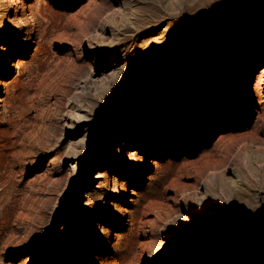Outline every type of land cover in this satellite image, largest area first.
Instances as JSON below:
<instances>
[{
	"label": "rangeland",
	"instance_id": "1",
	"mask_svg": "<svg viewBox=\"0 0 264 264\" xmlns=\"http://www.w3.org/2000/svg\"><path fill=\"white\" fill-rule=\"evenodd\" d=\"M204 2L23 0L21 7L6 0L0 7L16 22L6 20L0 31L7 46L0 53V254L6 260L15 264L31 246L26 264H96L94 254L97 264H264V211L250 216L242 210L249 203L264 208V68L258 67L264 66V0H215L200 8ZM154 8L160 17L151 23ZM80 115L92 119L78 121ZM85 127L86 153L64 157L63 165L49 160L68 151L67 142ZM117 146L122 153L140 148L145 163L117 157ZM29 151L39 155L26 156ZM181 155L191 166L173 177L178 184L196 182L202 156L221 161L211 187L219 199L188 202L189 210L205 205L203 213L182 207L188 219L180 216L159 232L146 222L159 225L160 210L140 208L150 192L140 204L128 193L106 197L127 207L130 223L99 204L80 206L93 170L108 168L144 192L153 171L148 160ZM29 159L37 163H21ZM69 160L81 161L80 174L57 196L63 187L58 169ZM175 167L159 171L167 177ZM198 187L203 194L206 186ZM225 197L232 209L215 204ZM49 214L52 222L32 233L30 245L16 244ZM95 220L113 229L108 243ZM57 224H65L63 233ZM156 235L169 241L149 256L157 242L149 237Z\"/></svg>",
	"mask_w": 264,
	"mask_h": 264
},
{
	"label": "clouds",
	"instance_id": "2",
	"mask_svg": "<svg viewBox=\"0 0 264 264\" xmlns=\"http://www.w3.org/2000/svg\"><path fill=\"white\" fill-rule=\"evenodd\" d=\"M5 2L6 0H0V7L4 6ZM12 2L13 0H7V3L9 5ZM15 2L20 4L21 7L23 6V0H15ZM214 2L215 0H205L204 3H201L199 5V7L205 8ZM6 20L8 21L7 23L8 26H10L13 23H16L11 17L8 16V13L6 11H0V31L5 30ZM16 26L19 27V23H17ZM19 34L22 41L27 39L26 33H19ZM109 44H111V41H109ZM89 47H92V45L89 44ZM6 52H7L6 44L0 43V53H6ZM78 55L82 57L84 53L80 52ZM69 62L71 63V61ZM18 64L19 61L17 60L12 62L11 66L15 67ZM258 67L264 68V66H258ZM85 119H92V117L90 115L89 116L80 115L77 118L78 121H83ZM67 126L73 128L76 127L75 124H69ZM88 135H89V131L85 127L80 137L76 138L75 140L70 139L67 142L68 151H62V153L57 154L56 156L49 157V160L50 161L58 160L60 164L63 165L64 157H78L81 156V154L86 153L85 142L86 139L88 138ZM63 136H64V132L61 131L60 138H63ZM69 136H71V133H69ZM121 143H123V141ZM55 147H57V145L53 144L52 148ZM52 148H49L47 150L51 151ZM115 153L117 157H120L121 154H123V158L129 164L143 165L145 163V155L141 152L140 148L138 147L124 148L122 153V148L120 146H117L115 148ZM25 155L36 157L39 155V153L34 151H29L25 153ZM189 159L190 158L187 155H181L179 160H174L171 157H169L163 163L157 161L156 159H149L148 164L152 167L153 171L149 172L146 175V187L144 192H136L133 188L129 186L128 179H122L119 175L109 170L108 168L93 170L90 174L92 177L91 183L93 186L90 189L81 191L80 206L83 208H87L89 210H93L99 204L101 208H110L112 212H114L122 220H125L124 214L128 212L127 207L120 204L118 202L119 200L117 199L106 198L108 197L109 193L115 194L114 197H120L121 194L128 193L129 200L131 203L140 204L141 198L144 197L146 193L150 192L148 198L142 204H140V208L145 213L150 211L160 210L159 214L155 217L156 221L161 222L159 225L154 224L152 220H148L146 223L153 224V227L157 228L159 232H163V226L169 224H176L178 217L183 216L185 220L188 219V216L181 211L182 207L184 208L185 212L190 211V214L204 212L205 205L203 208H193L189 210L188 207L189 201H192L193 204L195 205H200L201 202L204 201L205 198L209 195L213 196V200L219 199V197H217L211 191V187L214 183V178L217 175L214 169L220 166L221 161L212 160L208 156H202L199 161H196L197 163L203 165L202 170L199 173H197L196 182L193 184H178L177 179H174L173 177H178L179 174L183 171L184 167L191 166L189 164L183 163L188 161ZM224 159H227V157L225 156ZM21 163L35 165L37 161L36 159H29V160H23L21 161ZM80 164L81 161L79 160H69L66 166L58 169V171L61 172L60 180L62 181L63 187L57 193V196L64 195V190L69 188L70 181L72 183H75V181L72 180V178L79 176L80 169L78 170V165ZM169 165H175L176 167L173 169L171 173L168 174L167 177H165L160 173L159 170L161 168H167ZM224 167H226V165ZM24 171H25L24 168H20L18 170L21 178H23ZM45 171H47V169H45ZM16 183H19V180H17ZM153 184H158V187L152 189ZM201 184L206 186L205 190L203 194L197 195V193L199 192L198 185ZM28 186L30 185H26V187ZM169 188H174L175 194L172 193L170 194V192H168ZM99 189H103L104 191H97ZM38 190L39 189H33V191H38ZM133 197L135 198L133 199ZM181 201H183V205H181ZM57 202H53L51 204V211L56 210ZM209 203H213V202L210 201ZM215 204L218 207L232 209V207L228 206L227 197H225L221 201V203H215ZM258 209H260V212L264 211V208H261V205L259 203H249L247 204V207L242 208V210L250 216H253L254 214H260V212L257 213ZM164 213H167V215H165ZM57 215H59V213H57ZM51 222H52V217L51 214H49L48 219L46 221H43L38 228H30L28 229L27 232L22 234L20 238L16 240V244H20L23 242L26 246L30 245V242L33 240L32 233L38 231L39 229L46 228L47 225ZM125 222L130 223V220H125ZM178 227H180V225ZM94 228L95 231L98 233V235L108 243V237L110 234L113 233V229L110 226L106 225L105 223H102L100 220L94 221ZM64 231H65V224L56 225L57 233H63ZM44 233L45 231L40 236L44 235ZM116 235H120V234H116ZM153 238L157 242L155 243V246L152 248V250L148 253L149 256H152L153 253L157 252L160 249L162 250L165 249V246L169 241L166 239V237H162L160 235L149 237V239H153ZM77 247H79L78 244ZM30 248L31 246L25 247L22 250L21 257L15 262V264H21V261H23L24 264H26L28 259H31L32 261L33 257L30 252ZM162 250L159 251V253H161ZM93 259L94 261H96L97 264L98 254H94ZM0 264H14V262L12 260H6L5 256L3 254H0Z\"/></svg>",
	"mask_w": 264,
	"mask_h": 264
},
{
	"label": "bare ground",
	"instance_id": "3",
	"mask_svg": "<svg viewBox=\"0 0 264 264\" xmlns=\"http://www.w3.org/2000/svg\"><path fill=\"white\" fill-rule=\"evenodd\" d=\"M155 12L153 13V16H152V22L151 23H156L157 20L159 19L160 16H157L158 14V9L154 8ZM149 31V30H148Z\"/></svg>",
	"mask_w": 264,
	"mask_h": 264
}]
</instances>
